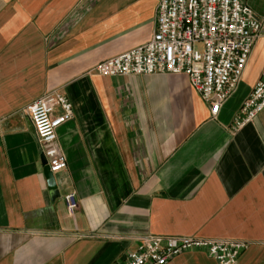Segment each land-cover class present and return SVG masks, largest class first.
I'll return each mask as SVG.
<instances>
[{"label":"crops","instance_id":"obj_1","mask_svg":"<svg viewBox=\"0 0 264 264\" xmlns=\"http://www.w3.org/2000/svg\"><path fill=\"white\" fill-rule=\"evenodd\" d=\"M242 1L264 15V0ZM158 2L0 0V264H120L147 235L246 241L238 264H264V111L231 131L264 40L216 119L186 75L93 73L151 40ZM53 91L74 111L55 199L27 113ZM169 264L218 263L193 251Z\"/></svg>","mask_w":264,"mask_h":264},{"label":"built area","instance_id":"obj_2","mask_svg":"<svg viewBox=\"0 0 264 264\" xmlns=\"http://www.w3.org/2000/svg\"><path fill=\"white\" fill-rule=\"evenodd\" d=\"M264 40V15L242 0H159L156 29L149 42L100 63L93 73L103 77L186 75L216 119L237 92L257 44ZM61 114H58V111ZM264 111V71L242 103L231 131L252 125ZM41 154L55 176L67 169L58 130L74 118L73 106L59 92H49L27 108ZM69 213L78 207L76 193L64 197ZM246 241L191 236L147 235L120 264H169L193 251L218 264H238Z\"/></svg>","mask_w":264,"mask_h":264},{"label":"water","instance_id":"obj_3","mask_svg":"<svg viewBox=\"0 0 264 264\" xmlns=\"http://www.w3.org/2000/svg\"><path fill=\"white\" fill-rule=\"evenodd\" d=\"M41 163L43 166V171H44V176L47 182V186H48L49 191L51 192L53 199L59 198L60 194H59L57 181L55 179V176L50 172V168L47 165V160L43 154H41Z\"/></svg>","mask_w":264,"mask_h":264},{"label":"rangeland","instance_id":"obj_4","mask_svg":"<svg viewBox=\"0 0 264 264\" xmlns=\"http://www.w3.org/2000/svg\"><path fill=\"white\" fill-rule=\"evenodd\" d=\"M259 70V66H257V68L254 70V72L252 73V75H255Z\"/></svg>","mask_w":264,"mask_h":264}]
</instances>
